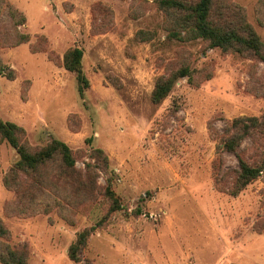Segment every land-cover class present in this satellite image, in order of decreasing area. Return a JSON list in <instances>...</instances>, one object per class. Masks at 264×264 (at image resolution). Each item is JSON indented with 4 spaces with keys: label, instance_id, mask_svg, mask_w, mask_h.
<instances>
[{
    "label": "rangeland",
    "instance_id": "obj_1",
    "mask_svg": "<svg viewBox=\"0 0 264 264\" xmlns=\"http://www.w3.org/2000/svg\"><path fill=\"white\" fill-rule=\"evenodd\" d=\"M7 1L25 16L19 31L29 41L0 46V119L22 127L35 149L54 139L66 143L78 173L38 193L40 204L23 195L29 208L17 215L7 208L18 194L3 179L18 156L1 143L0 219L10 234L3 241L27 244V264H75L68 247L105 217L84 249L91 264H264V172L238 196L224 192L215 184L219 141L212 132L264 112V62L172 37L152 0ZM218 2L231 21L243 16L264 46V0ZM0 28L7 33V22ZM74 47L83 51L89 81L83 95L61 66ZM180 62L189 63L200 85L181 79L152 104L156 78ZM238 151L247 161L259 159L250 140ZM221 160L227 177L238 169L233 154ZM108 186L119 198L117 212L109 213Z\"/></svg>",
    "mask_w": 264,
    "mask_h": 264
},
{
    "label": "trees",
    "instance_id": "obj_2",
    "mask_svg": "<svg viewBox=\"0 0 264 264\" xmlns=\"http://www.w3.org/2000/svg\"><path fill=\"white\" fill-rule=\"evenodd\" d=\"M152 1L165 13L164 27L171 31L172 37L183 42L201 39L208 49L218 48L226 52H236L264 62V46L254 29L241 15L235 22L231 21L229 13L222 8L223 5L218 0ZM99 10L108 14L107 18L112 14L107 8ZM102 19L103 23L108 22L105 18ZM0 21L7 22L8 27V32L5 34L0 28L1 47H17L29 41V36L19 31V27L26 23L25 16L7 0H0ZM93 26L96 28L95 31L102 30L97 20H94ZM82 59L83 51L74 47L64 53L61 62V66L66 71L75 75L80 95L89 88V81L82 67ZM195 77L197 73L190 68L189 63L180 62L173 70L156 78L150 94L151 103L155 105L162 103L181 79H186L190 84L197 86ZM197 84L200 85L198 82ZM212 132L216 134V139L219 141L216 148L218 158L213 165L215 184L223 188L227 194L236 197L264 172V112L258 117H238L226 121L222 133H218L213 128ZM247 140L257 147L259 153L257 161L250 162L240 156L238 150ZM3 142L13 148L18 156L17 161L3 179L5 187L15 191L19 197L10 208L8 206V211L11 209L17 212V215L22 214L29 208L23 207L25 205L23 195L27 196L31 205H37L40 204L38 198L35 203L36 197H40L38 193L45 191L46 188L53 190L52 187H47L52 182L63 183V180L69 177L76 178L78 172L75 168V153L60 140L54 139L46 146L35 149L28 144L26 132L22 127L0 119V144ZM224 153L233 154L238 162V169L228 177L223 172L221 157ZM95 154L102 162V166L99 165V167L107 170L108 159L104 152L96 149ZM87 168L89 169V165ZM23 177L27 178L28 182L23 183ZM47 180L49 184L44 186ZM225 180H228L230 184L228 187L221 186ZM105 194L110 200L109 213L119 211L121 209L119 198L109 186L105 189ZM48 208L49 206L44 213H48ZM105 223L104 217L96 225L76 235L67 251V257L71 262L91 264L83 257L84 249L90 236L96 230L103 228ZM9 237V231L0 219V264H27L30 254L28 245L22 243L11 247L3 241Z\"/></svg>",
    "mask_w": 264,
    "mask_h": 264
}]
</instances>
